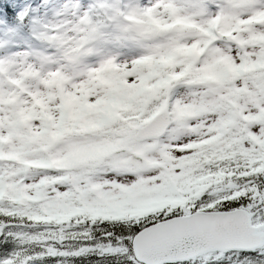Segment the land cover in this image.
<instances>
[{
  "label": "snow or ice",
  "instance_id": "1",
  "mask_svg": "<svg viewBox=\"0 0 264 264\" xmlns=\"http://www.w3.org/2000/svg\"><path fill=\"white\" fill-rule=\"evenodd\" d=\"M0 264H264V0H0Z\"/></svg>",
  "mask_w": 264,
  "mask_h": 264
}]
</instances>
